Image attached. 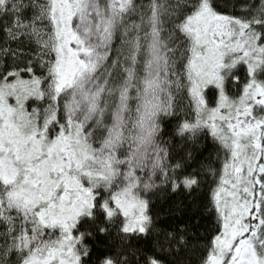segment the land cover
Here are the masks:
<instances>
[{
	"label": "snow or ice",
	"instance_id": "6c2138e0",
	"mask_svg": "<svg viewBox=\"0 0 264 264\" xmlns=\"http://www.w3.org/2000/svg\"><path fill=\"white\" fill-rule=\"evenodd\" d=\"M0 264H264V0H0Z\"/></svg>",
	"mask_w": 264,
	"mask_h": 264
}]
</instances>
